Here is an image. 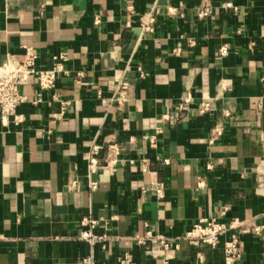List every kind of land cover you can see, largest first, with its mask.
Returning <instances> with one entry per match:
<instances>
[{"label":"crops","instance_id":"1","mask_svg":"<svg viewBox=\"0 0 264 264\" xmlns=\"http://www.w3.org/2000/svg\"><path fill=\"white\" fill-rule=\"evenodd\" d=\"M206 5L210 13L198 19L195 9ZM148 11L153 31L141 28ZM25 46L37 49L41 68L67 51L70 74L43 91L29 76L21 123L0 125V264H77L88 255L117 264L125 252L140 264H224L222 243L232 235L238 264H263V246L249 233L229 230L215 248L180 238L202 218L264 222V0H0V63ZM123 78L133 85L119 106ZM185 91V118L161 122ZM219 93L214 110L199 112L203 98ZM227 102L234 110L210 144ZM159 125L152 148L147 135ZM111 139L123 147L118 162L89 176V147ZM141 159L148 172L139 171ZM155 180L165 185L162 199L142 190ZM86 216L102 240L79 238ZM147 230L178 238L179 249L165 259L156 245H137Z\"/></svg>","mask_w":264,"mask_h":264},{"label":"built area","instance_id":"2","mask_svg":"<svg viewBox=\"0 0 264 264\" xmlns=\"http://www.w3.org/2000/svg\"><path fill=\"white\" fill-rule=\"evenodd\" d=\"M225 7H231L237 9L232 2L227 1ZM174 7H168V12L173 13ZM210 13V7L208 5L197 7L195 14L198 19L206 17ZM98 22V20H95ZM155 23V13L152 11L145 12L141 17V28L144 31H153ZM226 47L221 48V53L225 51ZM38 59V51L33 46H25L24 53L19 57L13 55H7L5 60L0 63V125L7 127L10 123L17 125L21 123L23 116L17 112L18 106L26 100V97L20 92V86L26 83L29 76L36 77L39 91L52 89L55 86L56 78L59 75L68 76L70 70L66 67V62L69 59L67 51H59L57 54L52 55V64L50 67L41 68L36 66ZM143 77V73L139 74ZM83 78V72H76V82H81ZM132 82L127 78H123L116 90L115 101L117 105H123L128 99V90L132 86ZM220 96V93L215 97L203 98L200 101L199 112L204 113L215 109V101ZM192 97L188 91H185L182 95L180 103H178L173 109L163 113L161 115V122L168 125H175L185 118L183 113L188 110L189 103ZM41 101L40 93L32 100L33 104H38ZM63 105L69 104V101H62ZM234 107L231 103H225L221 107V114L216 120L212 128V136L209 139V143L212 144L217 137L221 136L226 127V119L233 112ZM163 126L159 125L147 135V141L150 147L156 148L158 145L159 135L162 133ZM123 147L115 139H111L105 144L93 143L88 150L87 157V173L93 175L101 168H108L112 171L114 165L118 162L119 156L122 153ZM162 165L169 163L168 158L158 159ZM147 159H141L138 165L141 173L148 172ZM129 163L135 164L133 159H129ZM264 163V160H263ZM206 167L211 168L210 164ZM75 179H70L67 183L69 189L76 185ZM203 182L200 180L198 186H201ZM88 189L95 191L98 186V182L89 178ZM143 191L152 192L157 199H162L165 195V185L162 181H153L149 185L142 187ZM113 218H115L113 216ZM97 224V220L91 217H83L81 219V225L86 227L80 232L79 238L87 241L88 243H95L103 239V237L95 235L91 232ZM229 230H237L243 233H249L259 239L263 246V264H264V222L251 223L249 220H243L234 218L229 223L221 222L215 217L202 218L195 222L190 229H188L184 235L180 238L186 240L192 245L204 244L211 248H215L219 243L221 237ZM137 245L145 246L148 242L156 245L155 251H158L162 257L168 259L172 256L173 251L179 249L178 238H170L160 233H153L151 230L145 231L141 236L134 238ZM240 240L237 235H232L228 239H225L222 243L224 252V264H238L240 255ZM152 251V250H151ZM77 264H98L92 255L85 256L80 259ZM117 264H140L133 260L130 253H123L117 257Z\"/></svg>","mask_w":264,"mask_h":264}]
</instances>
